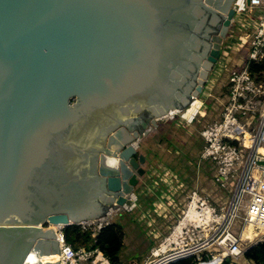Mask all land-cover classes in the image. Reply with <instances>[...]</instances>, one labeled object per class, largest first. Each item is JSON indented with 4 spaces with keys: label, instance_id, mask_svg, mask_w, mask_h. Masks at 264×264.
Listing matches in <instances>:
<instances>
[{
    "label": "water",
    "instance_id": "1",
    "mask_svg": "<svg viewBox=\"0 0 264 264\" xmlns=\"http://www.w3.org/2000/svg\"><path fill=\"white\" fill-rule=\"evenodd\" d=\"M233 1L0 0V264H59L50 225L127 214L142 144L202 93Z\"/></svg>",
    "mask_w": 264,
    "mask_h": 264
},
{
    "label": "built area",
    "instance_id": "2",
    "mask_svg": "<svg viewBox=\"0 0 264 264\" xmlns=\"http://www.w3.org/2000/svg\"><path fill=\"white\" fill-rule=\"evenodd\" d=\"M233 8L232 25L237 23L240 32L235 33L234 38L224 40L221 59L199 97H193L184 110L173 111L166 117L189 128L205 118L210 103L213 110L217 109L216 103L221 105L218 118L201 128L203 147L198 165L201 168L207 163L214 183L226 190L227 197L221 204H216L202 194L199 187L192 189L184 205L183 217L156 249H161L187 219L185 226L175 240L166 245L167 251L150 262L154 249L147 264H168L193 256L197 257L199 264H222L227 259L235 261L244 257L251 245L264 242V72L259 77L251 69L253 63L264 60V0H235ZM241 33L252 46L249 55L242 54L235 65H232L235 60L231 62L233 58L229 57L223 66L224 71H216L227 53L237 54L234 48L243 51L239 39ZM207 86L209 90L205 91ZM173 174L165 169L160 176L157 175V182L145 187L154 190L162 186L158 188L161 197L152 207L155 214L168 216V209L178 204L177 194L185 191L183 183L173 181ZM151 175H154L153 169H149L148 178ZM136 200L134 198L123 207L127 212L124 216L112 214L111 209L106 223L99 220L81 226L96 236L103 227L116 220L125 225L130 221L129 214L137 207ZM190 210L198 215L197 219L188 216ZM174 215L170 214L171 217ZM50 226L60 241L59 264H113L100 248L75 250L66 242L64 225ZM244 238L251 242L247 249L242 246ZM204 253L209 255L208 260L204 259Z\"/></svg>",
    "mask_w": 264,
    "mask_h": 264
},
{
    "label": "rangeland",
    "instance_id": "3",
    "mask_svg": "<svg viewBox=\"0 0 264 264\" xmlns=\"http://www.w3.org/2000/svg\"><path fill=\"white\" fill-rule=\"evenodd\" d=\"M240 26L236 23L235 25H232L230 29L226 33V38H234L235 33L240 32L239 31ZM239 39L242 40L243 44V51H238L237 49L234 48V50L237 51V54H233L231 52L227 53L226 56L221 60L222 63L217 67L218 72H223L225 65V61L227 58L232 57V61L235 63L232 65H235L240 59L242 54L246 55V57L249 55L250 50L252 49L251 44L246 40V38L243 36V34H239ZM234 55V57H233ZM209 88L208 86L206 87L205 91H208ZM217 95V93H216ZM218 96V95H217ZM215 107L217 108L216 110H213L212 103H210V108L206 110L207 114L204 119H201L199 123H195L192 127L190 126L189 128H185L187 125H183L179 122V125L176 124V120H171V119H163L161 120L160 127L157 133H154L152 135L154 139L148 140V137L145 139L144 143L142 144L141 150L144 151L145 154H147L148 158L151 159V164H149V169L154 170V175H151L149 178V187L152 184L153 181L158 180L159 174H161V171L167 169L173 172V181L178 183H183V178L182 176H179L182 171L184 173H187L188 180L186 183H183L182 189H186L187 193L182 196L176 207L174 208H169L168 209V220L166 221L167 228H165L164 235L167 237L170 235V233L174 230L175 225L178 223V221L183 217V211L186 209L185 208V203L187 202V196L190 193L191 190L187 188L189 185L196 186L197 182V171L199 168V165L195 164L194 166H191L192 168L188 170L185 166L184 163V158L188 157L189 159H195L196 154L198 153L200 147H201V139H199L200 131L203 126V124L207 122H212L218 118L219 111L221 109V105H218L216 103ZM185 124V123H184ZM201 137V136H200ZM148 140V141H147ZM187 154V155H186ZM183 159V160H181ZM186 160V159H185ZM207 164V163H206ZM206 164H203V167L205 168V174L208 177V182L204 187H207L205 191L201 190V193L204 194L206 197H208L211 202L216 203V204H221L223 202L224 197L226 196V190L221 189L218 185L214 183L213 176L211 174V170L209 166H206ZM156 176V178H155ZM160 176V175H159ZM146 178V177H145ZM185 178V176H184ZM185 178V179H186ZM185 182V181H184ZM189 182V184H187ZM176 185V184H175ZM189 187V188H191ZM158 188H162V186L157 187V189H154V191L159 190ZM181 190V189H179ZM189 190V191H188ZM226 199V198H225ZM151 213V209L149 211V214ZM170 214H175L174 216L171 217ZM129 216V215H128ZM140 216V215H139ZM156 216H159L158 214H152L151 218L155 219ZM160 217V216H159ZM144 224L140 225L138 229H136V233L138 234L139 229H150L151 227L154 226V223L150 224V227H147V224L149 223L148 218H143ZM127 224V223H126ZM125 224V229L128 233H132L134 228L131 224L126 225ZM236 231L239 230L238 228H235ZM242 230H240L241 232ZM126 239V238H125ZM164 239V237H163ZM161 241L157 242V247H159ZM251 245V242L249 240H246L245 238L243 239L242 246L244 249H247ZM147 246L145 243L142 245L139 244L137 249L139 251H143L144 247ZM174 246H180V245H174ZM135 251H130L128 250L125 253L126 256V263L129 258H142L144 259L145 256H135ZM152 255V254H151ZM152 258V257H151ZM150 258V259H151ZM153 259V258H152ZM235 264H253L252 262L248 261L245 257H240L238 260H233Z\"/></svg>",
    "mask_w": 264,
    "mask_h": 264
},
{
    "label": "crops",
    "instance_id": "4",
    "mask_svg": "<svg viewBox=\"0 0 264 264\" xmlns=\"http://www.w3.org/2000/svg\"><path fill=\"white\" fill-rule=\"evenodd\" d=\"M228 40L230 41L231 39L229 38ZM156 131H158V130H156ZM156 131H154L151 135H149L148 140L154 139V137L152 135H154V133H157ZM199 139H201L200 136H199ZM202 147H203V141L201 139V147H200L198 153L196 154V158L195 159H191V158L189 159L188 157H185L184 160L181 159L184 162L186 161V163H184L185 165H183V166H185L188 170H190L192 168L191 166H194L195 164L198 165V163H200V154H201ZM141 152H144V151L141 150ZM151 163L152 162L150 159L149 164H151ZM186 175H187V173H184L183 171L179 175V176H182L181 178H183V181H182L183 183H186V181L188 180V178H186L187 177ZM184 176L186 179L184 178ZM207 179H208V177L205 174V168L199 167L198 171H197L196 186L194 185L191 187L189 185V187H191V188H189L188 186H187V188L189 190H192L196 187H199L200 191L201 190L205 191L207 189V187H204V186L208 182ZM144 181H145V183L142 185L143 187H141L140 190L138 191L139 198L136 200L137 207L133 210L132 213L129 214L130 215L129 216L130 221L126 224V225L131 224L133 226L134 230L132 233L131 232L128 233L126 231V235H125L126 239H124V246L120 252V259L122 262L126 261L125 260L126 259L125 253L128 250H130V251H135L134 252L135 256H141V257L145 256L143 264H147L149 257L151 256L152 251L157 248V242L162 241L163 237L165 238L164 231H165V228H167L166 221L168 220L169 217L158 214L160 217L156 216L155 219L151 218L152 214H155L152 211L153 204L160 199L161 192H160V190H156V191L146 190L147 188H145V187L148 186L149 183L151 182V181H149V178L147 175H146V178L144 179ZM187 184H189V182ZM186 193H187L186 189L184 192H179L177 194L178 195L177 196L178 201ZM150 209H151V213L149 214ZM146 217L149 220L147 227H150L149 225L151 223L152 224L154 223V226L151 227L150 229H148V228L147 229H139V232L137 234L136 229H138L141 224L142 225L144 224V221L142 219L146 218ZM139 221H141V222H139ZM141 243H142V245L144 243L147 245L144 247L143 251H139L137 249V247Z\"/></svg>",
    "mask_w": 264,
    "mask_h": 264
},
{
    "label": "trees",
    "instance_id": "5",
    "mask_svg": "<svg viewBox=\"0 0 264 264\" xmlns=\"http://www.w3.org/2000/svg\"><path fill=\"white\" fill-rule=\"evenodd\" d=\"M252 72L262 76L264 72V60L260 63H253ZM66 242L75 250L79 248L94 249L100 248L113 264H143L142 258H129L126 263L120 259V252L124 246L126 235L125 225L116 220L103 227L96 236L90 229H84L81 225H69L64 228ZM205 260L209 259L207 253L203 254ZM244 257L254 264H264V242L251 245L245 252ZM168 264H199L197 257H189ZM222 264H235L231 259L225 260Z\"/></svg>",
    "mask_w": 264,
    "mask_h": 264
},
{
    "label": "bare ground",
    "instance_id": "6",
    "mask_svg": "<svg viewBox=\"0 0 264 264\" xmlns=\"http://www.w3.org/2000/svg\"><path fill=\"white\" fill-rule=\"evenodd\" d=\"M107 163H108V165H114L115 164V161H114V159H108L107 160ZM194 213H193V211L192 210H190V212H189V215L188 216H190L191 218H192V220H195V219H197L198 218V215L195 213L194 214V217H192V215H193ZM186 221H187V219H185L183 222H181V224L177 227V229L175 230V232H173V234L171 235V237L167 240V243L163 246V247H161V249H155L154 250V254H153V256H152V258L149 260L150 262H153L154 260H157V258L161 255V254H164L166 251H167V247H166V245L170 242L171 243V241H173V240H175V237L177 236V234L181 231V229H182V227L183 226H185V224H186ZM44 262H58V260H59V255H50V256H45V257H43V259H42Z\"/></svg>",
    "mask_w": 264,
    "mask_h": 264
},
{
    "label": "flooded vegetation",
    "instance_id": "7",
    "mask_svg": "<svg viewBox=\"0 0 264 264\" xmlns=\"http://www.w3.org/2000/svg\"><path fill=\"white\" fill-rule=\"evenodd\" d=\"M233 5H234V1H233V3H232V8H233ZM217 30H219V29H217ZM226 38V37H225ZM225 40V39H224ZM215 67H216V65H215Z\"/></svg>",
    "mask_w": 264,
    "mask_h": 264
}]
</instances>
